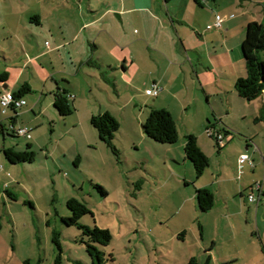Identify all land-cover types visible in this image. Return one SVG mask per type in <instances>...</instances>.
I'll use <instances>...</instances> for the list:
<instances>
[{
  "label": "rangeland",
  "instance_id": "1",
  "mask_svg": "<svg viewBox=\"0 0 264 264\" xmlns=\"http://www.w3.org/2000/svg\"><path fill=\"white\" fill-rule=\"evenodd\" d=\"M73 1L86 11L88 2L98 9L115 7L118 0ZM219 1L220 9L231 10L230 17L257 7L248 0ZM202 2L204 8H214L212 1ZM24 3L25 10L36 9L35 0ZM233 58L235 76L240 68L245 73L241 49ZM222 73L223 91L210 86L205 94L190 87L164 105L142 86L108 84L97 97L100 106L94 114L109 111L117 119L110 144L100 140L82 110L60 116L46 102L40 105L42 113L39 106L19 109L17 125L31 128L32 139L8 133L6 140L16 149L30 143L35 159L10 163L0 151V264H93L86 249L88 236L64 220L72 215L66 205L70 198L88 208L79 224L111 234L107 245L93 243L102 252V264H264V204L247 200L249 186L264 184V119H256L260 99H241L230 81L233 70L225 66ZM31 95L24 94L27 105ZM152 108H166L173 116L175 143L157 142L143 132ZM213 125V132L223 136L219 146L207 133ZM226 127L228 134L222 131ZM189 133L209 161L199 177L184 157ZM250 137L256 148L244 150ZM237 149L253 159V171L246 165L241 174ZM218 171L227 180L220 182L212 208L200 211L195 190L201 184L215 190ZM241 184H246L242 196L237 191Z\"/></svg>",
  "mask_w": 264,
  "mask_h": 264
},
{
  "label": "crops",
  "instance_id": "2",
  "mask_svg": "<svg viewBox=\"0 0 264 264\" xmlns=\"http://www.w3.org/2000/svg\"><path fill=\"white\" fill-rule=\"evenodd\" d=\"M138 1L141 4L137 0H118L115 7L98 9H92L88 2L85 11L81 2L76 8L73 0H35L36 9L28 11L24 0H0V95L13 93L26 83L32 94L30 104L25 101L19 109L34 111L39 106L42 113V102H46V108L53 106L54 94L65 92L74 111L82 110L90 122L95 106H100L97 97L108 84L114 88L122 83L133 89L142 86L145 91L155 84L159 92L151 97H158L164 105L168 98L190 87H200L205 94L210 86L223 91L219 85L224 81L225 66L233 70V87L238 77L245 76L241 68L235 76L233 54L241 49L243 55L242 43L250 22L264 24V0H248L257 7L246 8L238 17H230L232 12L227 7L220 9L219 0L206 2L212 1L215 9L212 5L204 8L202 0ZM47 6L49 9H44ZM216 14L223 17L221 28L213 25ZM259 56L264 60V50ZM243 63L245 69V60ZM116 93L120 95L119 90ZM256 100L260 101V113L264 94L251 101ZM18 110L17 115L12 108L0 114L5 115L0 120L5 129L27 127L17 125ZM8 133L13 134L10 130L0 133L1 152L11 145L6 140ZM253 144L251 137L245 139L244 150L253 148ZM235 153L238 165L239 156L247 153L241 149ZM252 164L244 163L241 174L246 165L253 171ZM223 175L220 171L215 174V190L207 184L198 187L209 189L215 196L220 182L227 180ZM243 188L246 184L237 189L241 196Z\"/></svg>",
  "mask_w": 264,
  "mask_h": 264
},
{
  "label": "trees",
  "instance_id": "3",
  "mask_svg": "<svg viewBox=\"0 0 264 264\" xmlns=\"http://www.w3.org/2000/svg\"><path fill=\"white\" fill-rule=\"evenodd\" d=\"M195 1L199 2L198 0ZM242 48L246 73L245 76L238 77L235 80L234 89L241 98L251 101L264 94V60L259 56V52L264 50L263 23L253 21L247 25L246 36L243 40ZM28 92H30V87L25 83L22 84L17 91L13 92L12 95L14 97H21ZM53 107L60 116L70 115L74 111V107L65 92L54 94ZM15 114L17 115L16 111ZM256 119H264V103ZM90 124L96 129L100 140L107 144L111 143L114 132L118 130L119 127L117 119L109 111L92 115L90 117ZM212 127H214V125L208 126L209 129H213ZM6 130L8 129H5L4 125L0 123V133L4 134ZM142 130L148 137L157 142L171 144L175 143L178 139L176 123L173 116L166 108H152L142 123ZM223 131L226 134L229 133V131L224 129ZM209 136L214 137L216 144L219 146L217 137L213 134H209ZM183 151L185 159L191 162L196 177L201 176L208 166L209 161L206 154L199 147L195 135L190 133L185 135ZM2 153L5 159L10 163L32 162L35 159V152L32 150L30 143H27L26 147L23 149H16L13 146L3 147ZM98 188L103 192L101 187ZM262 192L264 194V184H262ZM195 199L200 211H207L212 208L214 204V195L207 188H197L195 190ZM66 205L72 211V215L64 219L65 222L67 224H75L81 228L82 234L88 236L86 249L93 264H102V252H100L93 243L97 242L102 245H107L111 240L110 232L107 229L98 227L90 228L79 224V217L88 212V208L84 203L75 198H70L66 201Z\"/></svg>",
  "mask_w": 264,
  "mask_h": 264
},
{
  "label": "built area",
  "instance_id": "4",
  "mask_svg": "<svg viewBox=\"0 0 264 264\" xmlns=\"http://www.w3.org/2000/svg\"><path fill=\"white\" fill-rule=\"evenodd\" d=\"M223 17L219 14H216L214 17L213 25L217 28H221L222 26ZM159 92V88L152 84L147 90L146 93L150 96H156ZM25 104V100L21 97H14L12 93L5 92L0 95V114H5L7 108H12L14 111L17 112V110ZM8 130H12V133L18 136H23L27 139L31 137L30 135V129L27 127H18L13 128V126H10ZM208 134H213L217 137L218 143L222 142V135L220 133H215L210 128L207 129ZM244 163H248L249 165L252 164V160L249 158L247 154H241L238 158V167L239 169L242 168ZM1 169V166H0ZM247 200L249 202H256V203H263L264 204V194L262 192V184L258 183L255 186V189L252 186V189L250 193L247 195Z\"/></svg>",
  "mask_w": 264,
  "mask_h": 264
}]
</instances>
